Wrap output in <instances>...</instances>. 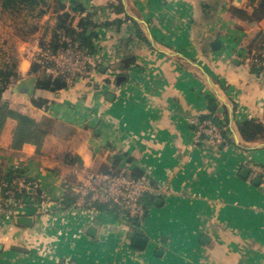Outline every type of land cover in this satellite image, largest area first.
<instances>
[{
  "label": "crops",
  "instance_id": "crops-1",
  "mask_svg": "<svg viewBox=\"0 0 264 264\" xmlns=\"http://www.w3.org/2000/svg\"><path fill=\"white\" fill-rule=\"evenodd\" d=\"M51 1L60 12L85 9L74 14L77 29L91 15L98 69L59 91L36 86L28 97L16 83L42 72L23 59L22 77L2 95L47 134L17 147L18 120L7 118L1 130L0 189L18 166L46 197L44 208L20 213L33 217L30 225L0 219V264H264V185L248 168L264 167V133L247 140L239 129L249 119L264 124V70L254 61L264 42L260 0ZM52 15L49 28L59 12ZM211 114L227 127V143L194 145L191 119ZM111 169L169 194L149 197L136 225L112 206L60 209L86 171Z\"/></svg>",
  "mask_w": 264,
  "mask_h": 264
},
{
  "label": "built area",
  "instance_id": "built-area-1",
  "mask_svg": "<svg viewBox=\"0 0 264 264\" xmlns=\"http://www.w3.org/2000/svg\"><path fill=\"white\" fill-rule=\"evenodd\" d=\"M52 37V30L48 33ZM93 54L84 50L74 37L62 34L56 47L48 42L40 49L38 63L40 71L49 75L65 77L69 85L78 80L90 79L95 72ZM254 61L264 70V42L261 50L255 53ZM195 126L193 144L202 140H210L218 144H226L227 127L219 125L211 118L196 117L191 119ZM248 168L253 177H258L264 185V167L256 162H249ZM0 219L15 220L20 213L29 209L39 211L44 208L46 195L41 181L29 175L24 168L15 167L12 178L4 181L0 189ZM76 199L68 208L71 213L76 210L81 213H96L99 205H107L125 212L131 224H141L148 213L144 196L167 195L168 189H158L147 178L133 176L126 170L111 169L109 171L85 172L83 178L71 187ZM61 206V205H60ZM61 210H67L62 209ZM59 209V210H60Z\"/></svg>",
  "mask_w": 264,
  "mask_h": 264
},
{
  "label": "trees",
  "instance_id": "trees-1",
  "mask_svg": "<svg viewBox=\"0 0 264 264\" xmlns=\"http://www.w3.org/2000/svg\"><path fill=\"white\" fill-rule=\"evenodd\" d=\"M57 3L59 8L56 11L59 12V15L57 23L53 27L52 31V46L56 47V44L59 41L58 39H60L61 35L65 33L74 37V39L79 42L80 46L88 53L93 54L94 44L91 41V35L87 33L90 26L95 27V23L93 22L91 15L87 13L84 17L80 18L77 24V29L73 25L75 20L74 14L79 10L80 12H83L85 9L82 6L76 5L71 11L63 10V12H60L65 7L59 2ZM25 5H34L32 9V16L34 18H42L47 13V7L50 5V0H0V6L2 9L12 13L23 11ZM258 10L257 15L259 16L257 17L262 18L264 16V0H260ZM94 67L98 69V65ZM11 76V73H6L0 69V77H3V79L0 80V84H2L0 85V133L6 119L13 117L19 122L14 145L18 147L27 141L40 144L47 134V129H43L41 127L43 123L41 124L40 122H37L29 115L23 114L20 111L11 109L8 102H2V95L12 85ZM68 86L69 84L66 82L64 76H53L45 72L41 73L37 84L38 88L50 91H59ZM34 102L36 105L43 107L47 103V100L37 98ZM211 115L202 117H210L214 121H217L216 117H213V114ZM46 123L50 124L51 119H47ZM239 129L245 139L251 140L264 133V124L261 121H258V119H249L239 123ZM75 199L76 197L74 195L69 201L70 203H60V207L62 209L70 208L75 202ZM104 206L107 205H99V208H103Z\"/></svg>",
  "mask_w": 264,
  "mask_h": 264
},
{
  "label": "rangeland",
  "instance_id": "rangeland-1",
  "mask_svg": "<svg viewBox=\"0 0 264 264\" xmlns=\"http://www.w3.org/2000/svg\"><path fill=\"white\" fill-rule=\"evenodd\" d=\"M33 7L34 5H25L23 11L12 13L4 11L0 6V69L6 73H11L12 83L23 75L20 63L23 59L29 60L33 65V69H40L38 63L40 49L46 46L48 42H52V37L50 38L48 33L50 30L53 31L55 24L49 28L48 23L52 17H57L52 15L59 8L57 1L53 2L50 0L47 13L42 18H34L32 16ZM38 73L36 72L35 74ZM1 79L3 77H0ZM2 102H5V100H2ZM10 108L12 109V106ZM153 196L151 194L144 196L147 210L146 200ZM119 210L116 208V212ZM82 211L83 209H81V213H83Z\"/></svg>",
  "mask_w": 264,
  "mask_h": 264
},
{
  "label": "water",
  "instance_id": "water-1",
  "mask_svg": "<svg viewBox=\"0 0 264 264\" xmlns=\"http://www.w3.org/2000/svg\"><path fill=\"white\" fill-rule=\"evenodd\" d=\"M38 84V76H28L22 78L20 81H18L14 87V91L17 93H25L28 95V97H31L35 91V88ZM151 183V180H149ZM16 222L22 225H30L33 223V217L32 216H18L16 217ZM89 232L92 235H95L96 227H91ZM130 236L134 239V244L137 247H144L146 243V238L137 235L135 232H131Z\"/></svg>",
  "mask_w": 264,
  "mask_h": 264
}]
</instances>
